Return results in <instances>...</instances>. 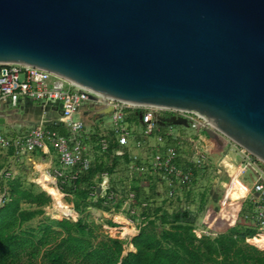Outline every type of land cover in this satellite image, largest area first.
I'll list each match as a JSON object with an SVG mask.
<instances>
[{"label": "water", "instance_id": "1", "mask_svg": "<svg viewBox=\"0 0 264 264\" xmlns=\"http://www.w3.org/2000/svg\"><path fill=\"white\" fill-rule=\"evenodd\" d=\"M4 65L197 114L264 163V0H0Z\"/></svg>", "mask_w": 264, "mask_h": 264}, {"label": "trees", "instance_id": "2", "mask_svg": "<svg viewBox=\"0 0 264 264\" xmlns=\"http://www.w3.org/2000/svg\"><path fill=\"white\" fill-rule=\"evenodd\" d=\"M142 113L141 110L128 111L125 121L130 128L140 123ZM159 123L162 126L171 124L165 120ZM49 131L61 136L68 135L61 125L52 126ZM87 137L84 136L85 142H88ZM110 137L103 139L99 132L93 133L89 141L96 144L95 149L101 152L100 157L95 158L90 169L76 180H72L70 174L58 180L61 191L72 196L74 211L79 215L77 221L64 217L59 220L43 217V209L51 202L49 196L57 206L56 196L37 191L34 184L26 186L18 178L7 177L6 172L1 176L0 264H264V252L248 244L258 233V224L250 217H245L251 211L250 203L246 211L239 213L235 226L226 233L210 238L195 232L206 192L200 195L196 210H191L190 207L195 204L191 190L205 169L187 160L182 161L179 157L180 147L170 139L166 140V144L173 145L178 151L176 165L180 169L192 171L190 183L181 187L187 199L186 206L170 210V203L174 199L167 194L170 203L167 204L165 198L159 203L155 184L158 181L138 173L145 180L138 179L129 191L133 197L128 214L134 212L131 219L139 221V233L131 241L134 252L124 255L126 242L103 234L100 225L89 223L84 216L89 209L108 212L114 208L118 212L127 196L118 195L113 187H109L94 202L96 188L102 183V177H112L119 166L118 160L122 159L126 166L140 165V158L135 161L130 150L125 149L123 156H116L120 148L113 133ZM214 139L220 149L228 145L218 134ZM104 143L107 146L105 153L102 152ZM8 154L14 157V150H8ZM144 184L149 188V195ZM175 200L177 203L181 201L178 196ZM40 216L43 218L36 227H27ZM107 223L110 227L117 226L112 220ZM257 246L264 249V243L260 241H257Z\"/></svg>", "mask_w": 264, "mask_h": 264}, {"label": "rangeland", "instance_id": "3", "mask_svg": "<svg viewBox=\"0 0 264 264\" xmlns=\"http://www.w3.org/2000/svg\"><path fill=\"white\" fill-rule=\"evenodd\" d=\"M38 103L44 104V102ZM138 110H141L143 113L148 112L149 119H152L154 122L159 123L164 120L166 122H172L174 125L173 131L181 137L179 157L182 161L187 160V162H192L194 159V146L192 143H190V141L198 142V150L200 154L205 156L207 163L206 165L200 166L204 167L205 172H203V174L198 177L196 184L191 190V197L195 201V204L190 207L191 210H196V207L199 205L200 195L204 191L206 192L205 204L203 210L198 213L199 217L195 232L199 235L215 238L220 234L226 233L229 229L234 227L239 213L242 210L246 211L248 209V204L251 203V198H253L251 195V189L257 179V175L252 170H247L245 173H240V168L243 167L241 157H239V155H242L241 149L238 147V150H236L234 146L236 144L228 140L226 137L219 135L228 142L227 146H225L223 149H220L216 144V140L214 139L216 134L219 133L209 128L207 131L201 130V132L197 134L193 129L190 128L189 123L182 119L178 114H172L168 113L167 111L160 110ZM140 119L141 117H139V120ZM97 125L100 129L115 128V124L113 123L110 116L104 117L97 121ZM142 127L143 123L141 120L140 123L131 126L133 130H131L133 134L131 135V139H133V141H135L134 139L141 142L144 141L142 136ZM91 128L92 127H88L86 129L89 130ZM9 131V128L0 126V135L8 138L13 137L14 135H11ZM205 133H208V135L206 136ZM91 134V132L86 131L84 136H88V142H85V140H83V142L86 148V153L91 162H93L95 158L100 157L101 152H97L95 149L96 144L89 141ZM133 144H131L129 147L131 156H136L138 159L140 158L143 163H148L151 160V156L154 154L153 146L155 145V136L150 137L147 143L141 148L137 149ZM53 156L54 159L49 158L48 156H46V158L40 154H31L16 158L11 157L7 150L0 149V181L1 176L6 172L7 177L18 178L24 184H26V186L29 184H34L37 191L45 193L47 192L49 195L56 196L58 199L57 206L55 207L54 199H52V197L46 193L51 198V202L43 209V217H48L51 220H59L64 217L66 219H71L72 221H77L79 215L74 211L72 196L64 194L61 191L58 185L59 178L55 172L56 170L51 171L48 169L50 162H53L54 167H56L59 172H65L62 171L61 165L59 168L60 163L58 164L57 157L52 154V157ZM118 163L119 166L116 168L111 178L106 176L102 177L101 182H104L102 186H98L96 188L93 201L95 202L97 198L102 197L106 189L113 187V189L118 192V195L127 196L121 210L118 213L111 210V212H105L99 209H89L84 216L89 223L95 222L96 224L100 225L103 234L126 242L124 247V255H126L129 252H134L131 241L139 233V221L131 219V216L134 215V212L132 211L130 214H128L130 200L133 197L132 193L129 191L134 185H136L134 182H138V179L140 180L143 177L138 173H132L130 166H126L122 159L118 160ZM258 165L263 167L261 163H258ZM218 170L221 171L220 174L218 173ZM43 173H46L47 176H50L52 179L54 178L56 180V182L51 184L52 186H48L49 188L51 187L49 190L42 186V183L40 182ZM134 175L136 177L133 180ZM143 179L145 180V178ZM155 184L157 185L158 193L156 199L160 203L164 198L167 199V193L165 192L163 185H161L159 182H156ZM143 186L145 187L146 194L149 195L150 192L147 184H144ZM244 190L246 192H244ZM177 196L181 199L180 203H177L175 199L171 201L172 203H170L167 199V204H171L170 210L177 208V206H186L187 199L181 187H178ZM111 197L112 196L110 195V198ZM2 198L3 196H0V206L2 205ZM43 217L40 216L31 224L27 225V227H36ZM122 217L123 219H121ZM110 220H114L117 226L110 227L107 223ZM261 234H264V231ZM252 240L254 241V239ZM252 240H250L248 244L264 252V249L261 250L258 248L255 244H253Z\"/></svg>", "mask_w": 264, "mask_h": 264}, {"label": "built area", "instance_id": "4", "mask_svg": "<svg viewBox=\"0 0 264 264\" xmlns=\"http://www.w3.org/2000/svg\"><path fill=\"white\" fill-rule=\"evenodd\" d=\"M91 97L94 100H90ZM21 98L58 105L60 109L58 125L65 128L68 135H58L42 126L33 127L25 133L14 135L11 138L0 135V149L7 151L13 149L14 157L19 158L24 155H31L38 150L43 151L46 146L52 145L58 156L62 171H65L56 172L59 179H65L66 174H70L71 179L76 180L91 167L92 162L86 153L83 142L85 124L77 118L82 107L89 103L91 104L90 107L106 106L113 108L110 117L115 124L113 134L120 148L115 153L116 156H123L124 150L127 149L129 151V147L133 143L137 149L143 147L150 137L155 136L154 154L151 156V160L148 163H143L140 160V165H131L130 170L132 173L146 174L156 181L158 180L159 183L166 187L167 195L172 199L177 197L178 187L188 185L191 181L192 171L180 169L176 165L178 158L177 148L166 144V140L170 139L172 142H176L178 147L181 146V137L173 131L174 125L172 123L162 126L160 123L149 119L148 112H144L141 119L144 141L141 142L136 139L133 141L131 139L133 130L125 121L128 111L133 112L138 109L147 111L159 110L129 106L97 95L47 71L14 65L1 66L0 100L8 101L15 108ZM167 112L180 115L197 134L201 130L207 131L209 128L219 133L203 117L197 114L181 111ZM218 135L222 134L219 133ZM190 143L194 146V159L191 163L199 167L206 165L205 156L200 154L198 150V142L190 141ZM234 146L236 150L239 147L242 151V155H239L243 164V167L240 168V173L252 170L257 175L256 182L251 189V195L253 196L250 203L252 206L251 211L245 217H250L258 224V233L255 237H260L264 231V163L240 146ZM106 150L107 146L104 143L102 152L105 153ZM133 159L135 161L139 160L136 156H133ZM258 163H261L263 167L259 166ZM218 173L220 174L221 171L218 170ZM103 182L99 186H102Z\"/></svg>", "mask_w": 264, "mask_h": 264}, {"label": "crops", "instance_id": "5", "mask_svg": "<svg viewBox=\"0 0 264 264\" xmlns=\"http://www.w3.org/2000/svg\"><path fill=\"white\" fill-rule=\"evenodd\" d=\"M90 105L91 104L89 103L85 104L77 116V118L80 119L85 124L84 134L86 133V131L91 132L92 134L99 132V136L101 138L107 139V137H110L111 133H113L114 128L100 129L98 128L97 122L92 124L90 122L92 120V117L90 116L85 117V112L90 110ZM0 109H2L0 111V126L9 128L10 129L9 133L11 135L23 134L29 129L38 126H42L43 128L50 130L52 126L59 124L60 109L58 105H50L46 103L42 104L31 101L26 98H21L15 108L12 107L8 101L0 100ZM88 127H92V128L88 130L86 129ZM83 139H84V135H83ZM33 154L35 155L40 154L41 156L44 157L48 156L49 158L54 159V156L52 157L53 154L57 157L59 164L58 156L52 145H48L43 151L38 150ZM59 168H60V164H59ZM48 169L51 171L56 170L55 172L58 171L56 167H54L53 162H50ZM40 182L42 183V186L47 188V190L51 188V187L49 188L48 186H52L51 184L54 183L52 179L47 178L46 173L42 174ZM110 210L115 211L114 208ZM121 219H123V217Z\"/></svg>", "mask_w": 264, "mask_h": 264}, {"label": "bare ground", "instance_id": "6", "mask_svg": "<svg viewBox=\"0 0 264 264\" xmlns=\"http://www.w3.org/2000/svg\"><path fill=\"white\" fill-rule=\"evenodd\" d=\"M47 176V175H46ZM47 178L48 179H52L50 176H47ZM53 180V179H52ZM54 182V181H53ZM239 189H240V187H239ZM239 189H237V190H239ZM244 192H246L245 190H244ZM243 196V195H242ZM241 196V197H242ZM254 239V241H253V243L257 246V241H260V243H264V234L263 235H261L260 237H255V238H253ZM258 247V246H257ZM259 248V247H258ZM261 249V248H260ZM262 250V249H261Z\"/></svg>", "mask_w": 264, "mask_h": 264}]
</instances>
